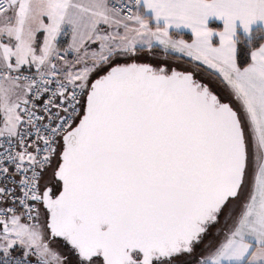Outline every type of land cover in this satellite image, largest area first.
<instances>
[{"label": "snow or ice", "instance_id": "obj_1", "mask_svg": "<svg viewBox=\"0 0 264 264\" xmlns=\"http://www.w3.org/2000/svg\"><path fill=\"white\" fill-rule=\"evenodd\" d=\"M0 264H264V0H0Z\"/></svg>", "mask_w": 264, "mask_h": 264}, {"label": "crops", "instance_id": "obj_2", "mask_svg": "<svg viewBox=\"0 0 264 264\" xmlns=\"http://www.w3.org/2000/svg\"><path fill=\"white\" fill-rule=\"evenodd\" d=\"M212 23L219 25V22L218 21H213ZM184 34H188L190 36V33H188L187 31H185Z\"/></svg>", "mask_w": 264, "mask_h": 264}, {"label": "trees", "instance_id": "obj_3", "mask_svg": "<svg viewBox=\"0 0 264 264\" xmlns=\"http://www.w3.org/2000/svg\"><path fill=\"white\" fill-rule=\"evenodd\" d=\"M212 26H219V25L212 23ZM184 36L186 39L190 37L188 34H184Z\"/></svg>", "mask_w": 264, "mask_h": 264}]
</instances>
